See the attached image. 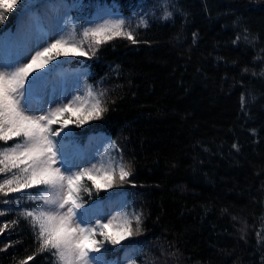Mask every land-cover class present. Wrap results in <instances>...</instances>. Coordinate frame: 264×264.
Returning a JSON list of instances; mask_svg holds the SVG:
<instances>
[{
    "label": "trees",
    "instance_id": "16d2710c",
    "mask_svg": "<svg viewBox=\"0 0 264 264\" xmlns=\"http://www.w3.org/2000/svg\"><path fill=\"white\" fill-rule=\"evenodd\" d=\"M50 1L33 0V8ZM64 2L81 4L84 13L115 9L137 41L119 36L89 47V40L87 55L69 61L84 74L85 90L103 93L106 109L98 120L71 125L77 142L96 141L100 156L118 154L131 173L99 192L89 181L81 197L88 203L122 193L116 207L141 216L138 231L131 216L135 235L116 246L132 249L107 260L264 264V0ZM19 8L5 13L0 32L17 24ZM14 196L24 199L3 203ZM26 207L37 204L24 192L0 194L7 210L0 215V264L29 256L27 264H58L40 250L31 218L17 211ZM8 221L17 223L5 227Z\"/></svg>",
    "mask_w": 264,
    "mask_h": 264
},
{
    "label": "snow or ice",
    "instance_id": "6c2138e0",
    "mask_svg": "<svg viewBox=\"0 0 264 264\" xmlns=\"http://www.w3.org/2000/svg\"><path fill=\"white\" fill-rule=\"evenodd\" d=\"M18 4V15L28 20L27 35L14 58L0 60V194L7 198L24 192L29 201L37 204L17 211L26 219L31 218L40 250L51 251L58 264H109L107 254L133 247L125 244L116 249L135 235L130 214L118 211L117 216L108 219L104 213L105 208L120 202L122 193L110 192L104 203H86L81 193L90 192L89 181L99 192L101 188L116 187L117 181L125 182L131 173L122 160L107 153V159L91 158L90 153L79 148V134L69 127L98 120L106 110L100 99L103 93L94 95L92 89H86L90 101L84 99V94L68 98L63 83L54 77L69 62L59 57L87 55L83 44L89 40V47L119 36L137 41L130 29L125 30L123 18L104 19L103 23L79 29L68 21L62 34L55 35L59 23L55 17L29 15L33 0H0V22ZM47 7L59 12L69 6L60 0ZM170 16L171 12H166L164 18ZM140 23L146 26L143 19ZM77 36L82 39L77 41ZM111 144L115 148L114 142ZM31 189L38 191H28ZM21 199L24 197L14 196L3 203L18 205ZM6 211L0 209V215ZM131 216L138 231L141 216ZM9 223L17 221L4 222L5 227ZM31 259L29 256L21 264ZM127 264L136 261L130 259Z\"/></svg>",
    "mask_w": 264,
    "mask_h": 264
},
{
    "label": "rangeland",
    "instance_id": "374dc122",
    "mask_svg": "<svg viewBox=\"0 0 264 264\" xmlns=\"http://www.w3.org/2000/svg\"><path fill=\"white\" fill-rule=\"evenodd\" d=\"M71 6H72V4H70L68 8L73 9L75 11L74 13L82 12V10L79 9L78 6L77 7H71ZM67 10L64 11V9L61 8L59 12H56L52 8H46L45 9L48 16H53V17H55L56 20L59 21L57 27L54 30L55 35L62 34V32L65 28L66 22H68V21H70L71 24L77 26V28L79 29V28H83V27H91L95 23H103L104 19L119 18L116 15L115 11H112L113 9H110L109 7L101 6V5L96 6L94 11H89L87 13L82 12V17H79L77 19H75L73 16H71L70 12ZM81 19H83V22H81V23H83V25L80 24V22H79ZM27 29H28V20L26 17H23V18H21V21H20V26L18 29L19 32L17 33L16 42L14 44L13 50L9 49V46H11V43H12V40L9 36L6 35L5 37L0 39V60H4V59L11 60L12 58H14L15 53L17 51V48L23 42V40L26 38ZM80 38H82V37L77 36L76 40L79 41ZM76 58H77L76 55H69V56H62V58H60V59H62L61 61H64V59H65V61H70V60H74ZM78 74L79 73H77V72L76 73L72 72V74H70L68 76V78L66 77L67 82H65L63 84L64 89H65V95L68 96V98H71L72 95H80V94H84V96H85V88L79 82ZM54 79H56L58 82H61L59 77H54ZM81 79H82V77H81ZM69 127L72 128L71 125ZM95 143H96V141H94V140H91L87 144H83V145L81 143L77 142V144L81 150H83L86 153H90L91 158L98 159L99 157H101L100 156L101 154H99V152H97L95 150L94 147L97 146ZM106 153L109 154V151H107ZM113 156L116 157L118 160L120 159L118 154H114ZM107 158L108 157H106V159ZM93 162H95V160H93ZM98 202L104 203V199H91V200H89L88 203H98ZM118 211H120V209H118L116 206H112V207L104 209V213L106 214L108 219H111L113 216H117ZM121 211H123V210H121ZM125 212H127V211H125ZM129 218H132L131 214H130ZM117 219H122V218L117 217ZM112 231H115V230H112ZM124 241H126V240H124ZM124 241H122V242H124ZM105 259L107 260L106 257H105ZM110 264H118V262L111 261Z\"/></svg>",
    "mask_w": 264,
    "mask_h": 264
}]
</instances>
